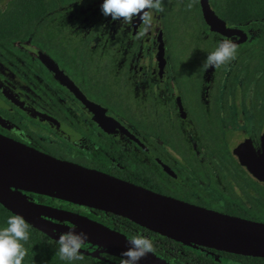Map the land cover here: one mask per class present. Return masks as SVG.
Instances as JSON below:
<instances>
[{
	"label": "flooded vegetation",
	"instance_id": "flooded-vegetation-1",
	"mask_svg": "<svg viewBox=\"0 0 264 264\" xmlns=\"http://www.w3.org/2000/svg\"><path fill=\"white\" fill-rule=\"evenodd\" d=\"M68 5L50 10L58 15L54 24L12 42L0 60V133L83 166L127 170L138 182L122 179L186 202L207 196L213 178L216 205L253 208L257 190L264 192V60L249 41L251 28L228 25L214 11L242 35L212 30L202 15V41H192L190 31L176 40L169 11L166 29L154 14L151 31L136 39L141 21L128 25L109 16L105 25L80 26L79 3ZM225 39L237 44L236 59L205 71L208 53ZM81 94L153 155L117 123L102 126ZM128 140L130 152L118 146ZM125 154L130 164L122 163Z\"/></svg>",
	"mask_w": 264,
	"mask_h": 264
},
{
	"label": "water",
	"instance_id": "water-1",
	"mask_svg": "<svg viewBox=\"0 0 264 264\" xmlns=\"http://www.w3.org/2000/svg\"><path fill=\"white\" fill-rule=\"evenodd\" d=\"M199 3L202 15L212 30L228 36L233 33L242 35L239 29L225 25V21L214 12L208 0H199ZM139 21V18L134 19V25ZM162 54L160 44V66ZM0 88L3 89L1 86ZM80 96L102 126L107 128L106 125H120L96 103L82 94ZM119 127L131 139L140 143L129 129L123 125ZM141 145L152 154L145 145ZM22 191L111 212L185 243L264 257V221L235 217L189 203L104 171L57 158L0 133V204L55 240L59 239L61 233L68 231L43 225L25 215L22 209L67 228H73L78 221L96 226L105 235L107 243L87 239L86 241L98 246L94 250H80L89 255L105 251L121 256L122 251L130 246L129 237L99 220L75 210L33 200L24 196ZM138 264L168 263L156 254L149 253Z\"/></svg>",
	"mask_w": 264,
	"mask_h": 264
},
{
	"label": "trees",
	"instance_id": "trees-1",
	"mask_svg": "<svg viewBox=\"0 0 264 264\" xmlns=\"http://www.w3.org/2000/svg\"><path fill=\"white\" fill-rule=\"evenodd\" d=\"M70 2L71 0H7L4 6H0V60L3 61L7 55L9 56L8 51L12 49L10 46L12 42L34 39V35H39L41 31H44L45 27L54 24L58 15L52 14L50 10L71 8L68 5ZM102 2L103 0H83L82 3H79L80 13L78 18L80 26L88 25L89 21L95 26L106 24L107 17L101 12ZM188 2L189 0H162L164 8V11L160 13L163 19L162 26L164 29L167 28L166 19L169 11H171L175 18L176 40H183L184 33L190 31L191 40L200 42L203 40L202 32L205 22L202 18L199 0H197L191 10L186 8ZM209 3L228 25L251 28L249 33L252 36L249 41L255 44L257 57L264 60V0H209ZM47 11L48 13L46 14ZM209 34L208 40H215L211 33ZM114 144L115 142L113 141L111 143L112 148H114ZM118 146L127 149L128 152L133 148V144L129 140L126 143L118 144ZM110 153L116 158L120 156L118 152L112 151V149ZM125 156L126 154L122 155L126 159L122 163L130 164L131 160ZM87 163L90 166L96 164ZM96 167L121 178L138 182L135 174L129 175L127 170L118 171L116 168L111 169L106 165H98ZM142 184L155 190L158 189L152 184ZM206 186L209 189L207 196L196 199L186 196L185 200L219 213L264 221L263 191L257 190L261 198L256 200L253 208H244L240 205L221 207L215 204L217 200L215 180L208 178ZM22 193L34 200L51 204L52 201L50 199H56L58 202L64 203L67 208L84 212L103 224L120 231L129 238L133 235H142L153 242L155 249L153 253L168 264H264V257L237 254L185 243L156 233L111 212L74 204L44 194L29 191H22ZM12 215L15 214L0 204V229L7 226V219ZM28 225L30 238L27 242H22L27 250V255L22 264H121L122 259H124L114 252L99 251L97 254L89 255L80 251L83 256L82 260H61L56 240L30 223ZM96 248H98L97 245L85 241L81 249L94 250Z\"/></svg>",
	"mask_w": 264,
	"mask_h": 264
},
{
	"label": "clouds",
	"instance_id": "clouds-1",
	"mask_svg": "<svg viewBox=\"0 0 264 264\" xmlns=\"http://www.w3.org/2000/svg\"><path fill=\"white\" fill-rule=\"evenodd\" d=\"M82 3L83 0H76ZM197 0H189L187 10H191ZM164 11L162 0H103L101 12L105 17H111L113 21H123L125 24H133L134 19L139 18L141 26L136 33V39H142L153 28L154 14ZM238 46L232 40L225 39L219 42L217 47L208 53L202 67L219 68L236 59ZM71 133V129H65ZM73 139H78L73 135ZM7 226L0 229V264H22L27 250L22 242L29 240V225L20 215H12L7 219ZM88 239V233L76 232L74 229L61 233L58 244V253L61 260H82L80 250ZM129 247L122 251L124 258L121 264H138V262L155 251L153 242L142 236L133 235L128 240Z\"/></svg>",
	"mask_w": 264,
	"mask_h": 264
},
{
	"label": "bare ground",
	"instance_id": "bare-ground-1",
	"mask_svg": "<svg viewBox=\"0 0 264 264\" xmlns=\"http://www.w3.org/2000/svg\"><path fill=\"white\" fill-rule=\"evenodd\" d=\"M22 212L25 215H27L28 217H30L31 219H33V220H35V221H37L43 225L53 227V228H56L59 230H61L64 227L65 231H70V230L74 229L77 233L80 231H84V232L88 233V239L93 240L95 242L103 243V244L107 243L105 235L103 233H101V231L96 226H94L92 224H89V223H86L83 221H78L74 225L73 228H67L64 225L57 224V223L51 222L49 220L40 218L39 216L33 214L29 210L22 209Z\"/></svg>",
	"mask_w": 264,
	"mask_h": 264
},
{
	"label": "rangeland",
	"instance_id": "rangeland-1",
	"mask_svg": "<svg viewBox=\"0 0 264 264\" xmlns=\"http://www.w3.org/2000/svg\"><path fill=\"white\" fill-rule=\"evenodd\" d=\"M5 2H6V0H2V1L0 2V4H1V5H4ZM61 230H65V228L63 227Z\"/></svg>",
	"mask_w": 264,
	"mask_h": 264
}]
</instances>
